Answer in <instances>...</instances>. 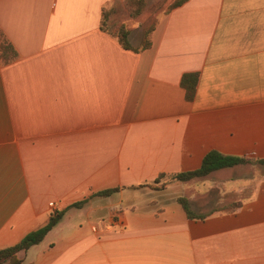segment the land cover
<instances>
[{"label": "crops", "instance_id": "crops-1", "mask_svg": "<svg viewBox=\"0 0 264 264\" xmlns=\"http://www.w3.org/2000/svg\"><path fill=\"white\" fill-rule=\"evenodd\" d=\"M114 2L0 0V249L65 211L23 264H264V165L155 183L264 158V0H188L138 52L101 29Z\"/></svg>", "mask_w": 264, "mask_h": 264}, {"label": "trees", "instance_id": "trees-1", "mask_svg": "<svg viewBox=\"0 0 264 264\" xmlns=\"http://www.w3.org/2000/svg\"><path fill=\"white\" fill-rule=\"evenodd\" d=\"M187 1L188 0L177 1L172 6V10L177 7L182 6ZM106 13H107L106 10H104L101 29L116 36L119 39L121 45L125 49L135 50L136 52H138L140 50L147 49L151 46L150 35L153 32L155 26L151 29V31H149L148 35H146V38L144 42L141 44V46L135 49L130 44L129 34L131 31L128 28L124 26H120L114 32L107 29V27L105 26ZM0 52H1V58L4 60H9L16 56L13 47L5 39L1 40ZM197 84H198V74L197 73L185 74L182 77L181 85L186 91V98L188 101H192L194 99ZM245 164L264 165V158L253 160V159L246 158V157L227 156V155H223L222 153L216 150H213V151L208 152L205 155V157L203 158L202 164L198 169L193 170V171H188V172L176 173L172 175L161 174L157 178L155 183H160L164 179L180 181V182H187L195 178L206 177L215 171L229 169V168H233V167H236L239 165H245ZM147 186H151V184H147ZM117 191H119L118 188L108 189V190H104L102 192L97 193L96 196L107 197ZM178 202L182 205L189 219L203 220L207 217V215H195L191 211L189 202L186 198H179ZM84 203H85L84 201L79 202V203L74 204L72 207L79 208ZM64 215H65V211L56 212L52 214L44 226L40 227L37 230L29 232L26 236H24V238L19 243L13 246H10V247L0 249V264H23L22 259L19 257V253L25 252L28 249H30L32 246L41 243L46 237V235L61 221Z\"/></svg>", "mask_w": 264, "mask_h": 264}, {"label": "rangeland", "instance_id": "rangeland-1", "mask_svg": "<svg viewBox=\"0 0 264 264\" xmlns=\"http://www.w3.org/2000/svg\"><path fill=\"white\" fill-rule=\"evenodd\" d=\"M177 1L179 0H115L113 5L106 9L105 26L112 32L120 26H124L130 31L133 30L143 43L146 35L157 21L165 14L170 13L172 6ZM211 195L212 192H209L206 197ZM222 201H224L223 198L212 200L217 203V208L222 205Z\"/></svg>", "mask_w": 264, "mask_h": 264}, {"label": "built area", "instance_id": "built-area-1", "mask_svg": "<svg viewBox=\"0 0 264 264\" xmlns=\"http://www.w3.org/2000/svg\"><path fill=\"white\" fill-rule=\"evenodd\" d=\"M50 206L53 207V203H51Z\"/></svg>", "mask_w": 264, "mask_h": 264}]
</instances>
